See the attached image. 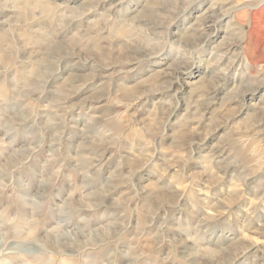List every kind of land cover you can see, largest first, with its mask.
Instances as JSON below:
<instances>
[{"label":"rangeland","instance_id":"rangeland-1","mask_svg":"<svg viewBox=\"0 0 264 264\" xmlns=\"http://www.w3.org/2000/svg\"><path fill=\"white\" fill-rule=\"evenodd\" d=\"M238 2L110 0L105 28L92 13L61 25L60 12L84 0H0V264H93L130 242L141 264H264V86H244L245 72L264 69V3ZM91 22L102 31L88 38ZM164 26L171 54L146 58ZM186 42L196 45L191 71H169ZM115 60L128 61L125 72L103 67ZM153 119H167L165 147L186 124L196 129L204 159L185 176H200L180 182L156 151L160 168L134 174L133 196L116 165L145 146L141 124ZM105 139L118 151L92 143ZM90 164L102 165L108 206L92 219L74 210L94 201L69 179ZM173 181L175 193L156 191ZM62 203L66 217L53 211Z\"/></svg>","mask_w":264,"mask_h":264},{"label":"clouds","instance_id":"clouds-1","mask_svg":"<svg viewBox=\"0 0 264 264\" xmlns=\"http://www.w3.org/2000/svg\"><path fill=\"white\" fill-rule=\"evenodd\" d=\"M109 2L110 0H84V3L81 5L80 9H71L65 7L59 14L60 23L63 26V24H71L73 21L83 22L84 18L88 16L89 13H92L98 17L100 23L106 28L107 21L111 19L109 14L112 11V8L108 7ZM120 2L123 3V0H120ZM259 2L264 3V0H259ZM101 5L104 6L103 11H100ZM258 6L259 4L256 2V0H239V2L233 7L239 10L240 8H255ZM112 7H115V5H112ZM236 27L239 29L240 33L238 36V41L241 45H243L245 35L243 24H237ZM155 28L158 29L159 25H155ZM81 31H84L83 27H81ZM101 31L102 29L98 28L95 22H91L88 24L86 35L88 38H91L93 36L99 35ZM166 31L167 26H164L163 32L157 33V39L159 43H157L154 47H149L144 51L146 58L150 59L152 56H160L165 47L169 49V54H171L172 46L165 39ZM185 47L187 49L185 54L179 59L172 60V62L169 64V71L174 73H187L191 71L190 66L194 64L196 45L191 42H186ZM243 52L244 48L242 47L241 63L247 67V57L243 55ZM127 62V60H115L112 63H105L103 67L106 69L115 67L119 69V72H125L123 65ZM252 71L255 72V75H253L251 72H245L246 79L244 81V86L249 91L254 88L264 86V69L257 71L255 68H253ZM241 95H243V92H241ZM93 119L95 118L93 117ZM166 127L167 119H153L143 122L141 124L140 131L141 139L145 146L139 150V153L143 154L141 155L134 151L131 160L127 164H125L123 160L117 162V168L127 170L126 175L124 176V181L128 186V191L132 193L133 196L138 194L136 185L132 183V177L134 174L139 172L141 169L148 168L149 166L153 168H160V165H158L154 159L156 151H160L166 156L163 167L168 169L174 168L175 175L180 180V182H183L184 179H189L192 183H195L200 176V173L197 172H188L187 176H185V171L191 161H202L204 159L203 157H197L195 149L193 148V145L203 142L202 139H196V136L198 135L196 129L191 127L190 124H186L178 135H174L172 137L171 146L165 147L162 141L166 135ZM149 141H151V143H149ZM92 143L100 144L104 148V151H107L109 148H116L118 151V146L108 139L102 141L93 140ZM113 155H115V152ZM99 159L103 160V156H101ZM109 159H111V157H109ZM100 167H102V165L90 164L87 169L83 171H77L74 175L69 176V179L73 180L74 182H79L86 190L83 193L84 198L94 201L92 204H82L78 209H74L75 211L82 214H90L88 216L89 219H92L99 209L104 208L107 210L108 207L104 204L103 199L101 198L102 188L100 187V179H98L100 175ZM160 179H163V176H160L155 181V183L159 184ZM42 183L47 184L48 182L42 181ZM142 190L151 191L149 188ZM164 190L175 193V181L170 184H166L163 188L157 189L156 191ZM44 203L47 204V200H45ZM66 208L67 205L62 203L57 205L53 211H55L56 214L61 217H66L68 215ZM85 209L87 210V213H84ZM64 235L71 237L72 233L66 232ZM115 235L118 237V232ZM117 259H123L127 262V264H141V262L145 259V253L140 248L135 246V242H130L129 245L123 249H108L106 255L93 261V264H116Z\"/></svg>","mask_w":264,"mask_h":264},{"label":"bare ground","instance_id":"bare-ground-1","mask_svg":"<svg viewBox=\"0 0 264 264\" xmlns=\"http://www.w3.org/2000/svg\"><path fill=\"white\" fill-rule=\"evenodd\" d=\"M258 13V12H257ZM210 18V15H205V16H203L202 18H200V24L201 25H206L207 24V22H209V19ZM263 21V24H262V26L263 27H261L260 28V30H259V28H258V30H259V34H258V36H256V38H260L261 40H264V20H262ZM255 29V28H254ZM260 40V41H261ZM259 41V40H258ZM258 46V45H257ZM262 47V46H261ZM229 49H231V48H229ZM228 50V49H227Z\"/></svg>","mask_w":264,"mask_h":264}]
</instances>
